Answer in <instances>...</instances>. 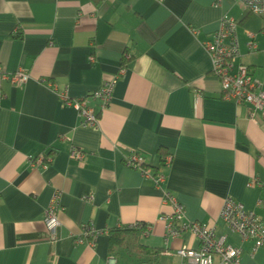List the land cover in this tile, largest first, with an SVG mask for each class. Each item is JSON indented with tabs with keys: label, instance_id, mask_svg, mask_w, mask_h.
<instances>
[{
	"label": "crops",
	"instance_id": "0c3cea01",
	"mask_svg": "<svg viewBox=\"0 0 264 264\" xmlns=\"http://www.w3.org/2000/svg\"><path fill=\"white\" fill-rule=\"evenodd\" d=\"M215 1L0 0V71L28 75L0 84V264H106L116 255L108 230L138 222L150 229L140 242L159 250L157 264H180L175 250L198 241L188 232L164 241V217L173 212L164 191L183 205L184 220L239 246L240 264H264V247L254 249L219 218L229 195L264 224V117L220 97L201 44L221 15L234 17L237 61L264 88V18L239 0ZM116 75L107 105L88 97ZM60 94L87 96L97 128L80 126ZM72 147L85 152L81 162L70 159ZM131 150L165 176L162 186L124 164ZM49 153L46 164L32 163ZM54 194L59 227L50 242L43 212ZM88 223L101 231L92 245L78 241Z\"/></svg>",
	"mask_w": 264,
	"mask_h": 264
},
{
	"label": "built area",
	"instance_id": "2783aa9c",
	"mask_svg": "<svg viewBox=\"0 0 264 264\" xmlns=\"http://www.w3.org/2000/svg\"><path fill=\"white\" fill-rule=\"evenodd\" d=\"M244 8L251 14L264 18V0H239ZM216 0L215 3H219ZM250 36V35H249ZM204 50L211 60V72L217 77L220 84V97L232 99L236 103L245 104L249 107V116L255 119L258 114L264 117V88L261 82L254 77L251 69L237 61L239 57V41L237 36V21L234 17L223 14L220 17L218 28L205 40L201 41ZM248 48H254V42L250 39L247 42ZM120 68L118 74L123 72ZM115 77L104 80L100 86L92 91L88 97L102 101L101 107L107 105L112 87L117 79ZM28 75L25 70L17 69L13 72L0 71V84L2 81H9L12 84L20 85L26 81ZM50 86H53L48 82ZM60 100L65 105H72L78 111L79 124L84 128H97L98 112L86 102V97L67 98L60 94ZM85 152L72 147L69 152L70 159L81 162ZM51 159L47 154L39 156L32 162L34 165H44ZM144 157L135 150L129 151L124 157V164L127 167L138 170L141 175L150 179L155 186H162L165 176L154 173L150 168L142 166ZM169 157H166V161ZM91 194L88 199H91ZM164 200L172 204L173 212L164 217V241L170 238L179 237L183 232L193 235L197 241V247L181 246L175 250V255L180 258V264H240L241 248L233 246L226 240V235L218 233L213 226L196 221L184 220V207L167 191H164ZM260 207L264 206L263 200H258ZM60 210L58 196L54 194L50 204L43 212L44 221L47 227L46 239L53 242L57 239V228L59 221L57 212ZM219 218L224 225L241 240H249L253 248L264 247V224L260 216L231 196H226L219 211ZM140 230L141 235L149 233L146 224L138 222L128 226ZM101 231L89 223L84 225L81 238L78 241H86L94 244L95 237ZM106 264H117L114 254H109Z\"/></svg>",
	"mask_w": 264,
	"mask_h": 264
},
{
	"label": "trees",
	"instance_id": "16d2710c",
	"mask_svg": "<svg viewBox=\"0 0 264 264\" xmlns=\"http://www.w3.org/2000/svg\"><path fill=\"white\" fill-rule=\"evenodd\" d=\"M125 61L126 60L122 59V63H121L122 68L125 66ZM158 154H159L160 165H164L166 161V157L168 156L166 150L163 149L162 147H159ZM49 155L51 157L50 153ZM142 166L152 168L153 169L152 171L154 173H157L159 171L157 168L147 164L145 160L143 161ZM143 224L144 223H142V225ZM107 234H108L109 253H114L115 250L116 255L115 253L114 255L117 257V249L122 247L128 248V240H131L132 241L131 251L135 253L136 258L137 259L138 257L142 258L141 255L147 256V259L145 258L141 260L139 259L138 264H157V256L159 250L155 248L150 249L148 246L140 242V235H141L140 230L129 227H115L109 229Z\"/></svg>",
	"mask_w": 264,
	"mask_h": 264
},
{
	"label": "rangeland",
	"instance_id": "374dc122",
	"mask_svg": "<svg viewBox=\"0 0 264 264\" xmlns=\"http://www.w3.org/2000/svg\"><path fill=\"white\" fill-rule=\"evenodd\" d=\"M132 241L128 240V248L122 247L117 249V257L123 259V263L131 264L134 260H137L135 253L131 251ZM122 263V264H123Z\"/></svg>",
	"mask_w": 264,
	"mask_h": 264
},
{
	"label": "bare ground",
	"instance_id": "6f19581e",
	"mask_svg": "<svg viewBox=\"0 0 264 264\" xmlns=\"http://www.w3.org/2000/svg\"><path fill=\"white\" fill-rule=\"evenodd\" d=\"M244 106H245V104H244Z\"/></svg>",
	"mask_w": 264,
	"mask_h": 264
}]
</instances>
